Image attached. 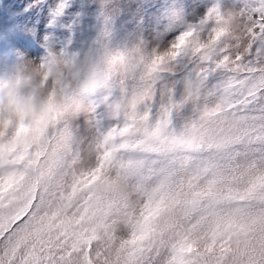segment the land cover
Instances as JSON below:
<instances>
[{
    "label": "clouds",
    "instance_id": "9594fccd",
    "mask_svg": "<svg viewBox=\"0 0 264 264\" xmlns=\"http://www.w3.org/2000/svg\"><path fill=\"white\" fill-rule=\"evenodd\" d=\"M131 3L81 0L63 23L77 0H58L46 27L67 35L0 64V264H216L220 222L264 215L260 0L193 20L173 0L120 36ZM243 260L233 244L224 264Z\"/></svg>",
    "mask_w": 264,
    "mask_h": 264
},
{
    "label": "rangeland",
    "instance_id": "374dc122",
    "mask_svg": "<svg viewBox=\"0 0 264 264\" xmlns=\"http://www.w3.org/2000/svg\"><path fill=\"white\" fill-rule=\"evenodd\" d=\"M58 0H0V64L10 62L16 50L38 54L42 51L39 46L45 32H54L56 36L67 35V30L60 25L55 28L46 27L50 19V10ZM173 0H132L131 10L125 15L119 28V35L124 36L129 31H139L137 21L144 17L142 26L147 33H151L155 25L167 11ZM186 5V17L195 19L204 10L206 0H180ZM31 5V7H28ZM81 6V0L63 17V23L71 19V14ZM89 11H91L89 9ZM91 17L85 20L81 30L77 33L78 39L86 38L91 32ZM169 31L165 39H170L179 31Z\"/></svg>",
    "mask_w": 264,
    "mask_h": 264
},
{
    "label": "snow or ice",
    "instance_id": "6c2138e0",
    "mask_svg": "<svg viewBox=\"0 0 264 264\" xmlns=\"http://www.w3.org/2000/svg\"><path fill=\"white\" fill-rule=\"evenodd\" d=\"M264 8V0H260L257 7V16ZM260 24H264V19H260ZM199 195V194H198ZM215 199L223 198L224 194L209 193ZM253 198H259L254 195ZM198 199V197H197ZM194 199V202H197ZM2 214H0V224H4ZM0 231L3 228L0 227ZM7 236V233L4 234ZM213 244H219L224 249L216 257V264H224L225 253L229 247L235 245V250L239 256L243 257V264H264V215H250L238 212L229 218H225L212 232ZM3 239V237H0Z\"/></svg>",
    "mask_w": 264,
    "mask_h": 264
}]
</instances>
